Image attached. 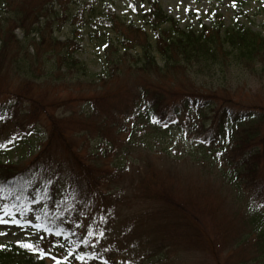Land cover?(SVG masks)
I'll list each match as a JSON object with an SVG mask.
<instances>
[{
    "label": "trees",
    "instance_id": "obj_1",
    "mask_svg": "<svg viewBox=\"0 0 264 264\" xmlns=\"http://www.w3.org/2000/svg\"><path fill=\"white\" fill-rule=\"evenodd\" d=\"M249 1L252 0H235L234 16L227 25L222 16L216 15L209 25L194 30L181 27L179 20L165 13L157 0H140L145 7L144 23L154 32V40L150 41L142 27H137L132 21H122L108 3L96 5L94 1L81 3L77 0H0V66L5 60L9 72L7 78L12 81L26 77L24 84L29 88L40 86L37 85V73L48 77L47 83L55 86L61 83V77L55 71L64 66L75 67L83 74L87 72L86 66L80 65L82 62L74 56L81 48L77 38L85 34L82 29L87 31L89 38L100 29L103 33L109 30L116 32V40L122 47H138L140 52L131 61L125 62L118 57L110 62L116 66L124 62L127 76L119 78L116 86L106 87L107 81L114 77V69L104 71L94 91L95 96L89 99L92 108L86 114V120L96 121L97 130H103L106 120L114 121L115 125V120L121 116L130 123L127 144H132L138 129L163 132L177 123V118L183 114L189 119H196L203 115V108L213 105L209 98L216 96L211 93L193 90L177 93L178 89L172 85V80L163 85L159 78L166 80L171 76L174 80L175 75L187 78L188 70L193 67L198 72L211 70L215 66L221 69L222 65L231 64L246 67L253 75H256L257 66L260 65L259 70L264 72V34L254 31L241 20L243 7ZM70 2L75 6L74 18L81 15L82 23L74 25L71 35L60 41L53 31L62 22L65 23L69 16L65 9ZM257 2H263L261 10L264 14V0ZM84 9L88 10L86 17L82 15ZM15 28L23 32L24 44L13 33ZM105 44L110 45L111 39L106 40ZM46 54L50 60L40 61L39 57L45 59ZM132 79L133 83L129 86ZM131 87L135 88L133 93L126 95L125 91ZM179 94L180 98L177 97ZM13 95L16 96L15 102L6 105L0 123H15L13 114H28L33 118V128L38 122L35 113L39 111L48 114L45 115L49 128L45 145L29 162L0 159V205L7 203L17 208L27 206L32 209L27 213L28 217L31 214L40 216L37 223L61 230L62 235L59 237L41 233L42 241L36 242L45 252L59 254L58 258L67 256L71 250L74 255L68 257L66 264H111V257L116 250L104 253L103 246L111 235L121 245L120 234L108 221L112 223L114 217L109 213L111 217L108 215V219L100 217L85 223L83 216L88 210L93 216L99 215L95 213L98 209L103 210L102 203L107 202L114 192H102L100 186L106 182L104 179L112 178L110 172H120L121 168L116 164L114 167L104 165L106 157L103 151L87 158L72 152L70 137L55 126L57 118L48 111L54 107V101L43 104L39 102L40 98L34 97V106L21 108L17 107V92L14 91ZM121 95L124 99L115 101ZM222 100L230 101L229 98ZM103 105L112 109V118H107V113L103 108L100 109ZM215 112L220 116L212 131L200 129V132L194 131L192 134L200 150H204V154L206 150L205 156L209 163L221 171V177L235 190V200L243 202L244 232L241 241H249V247L253 249V257L248 263L264 264V178L259 176L264 170V107L233 111L229 106L219 105ZM153 118L158 122L154 123ZM53 147L62 148L65 158L56 160L52 154ZM250 188L253 194H244L247 189L251 191ZM161 193L169 198L167 191ZM159 213L162 214V210ZM16 214L20 217L19 212ZM154 215H150V218ZM185 224L190 231L196 232L190 222ZM128 228L134 229L135 226ZM89 232L92 234L89 235ZM157 236L151 235L149 231L143 236L137 235L140 244L131 242L132 250L129 253L133 261L131 263L128 260L126 263L143 264L145 259L155 257L150 264L165 263L163 253L172 245V241L162 235H159L160 238ZM135 238L131 237V240ZM85 240L87 243H83ZM70 242L74 243L70 245ZM0 244L6 246V249H0V264H46L44 257L20 248L17 243ZM59 244L65 251L58 247ZM80 254H86L85 261L75 259V255ZM246 262L241 261L240 264H248Z\"/></svg>",
    "mask_w": 264,
    "mask_h": 264
},
{
    "label": "rangeland",
    "instance_id": "obj_2",
    "mask_svg": "<svg viewBox=\"0 0 264 264\" xmlns=\"http://www.w3.org/2000/svg\"><path fill=\"white\" fill-rule=\"evenodd\" d=\"M77 1L81 3L94 1L96 5L110 4L122 21H132L148 33L150 41L154 40V32L144 23L145 7H141L143 4L140 0H133V4L131 0ZM157 1L165 13L179 20L181 27H190L194 30H199L202 25H209L210 20L216 15L222 16L226 25L234 16L233 0ZM130 3L135 7V11L128 7ZM262 3L252 0L245 4L241 20L254 31L264 34ZM82 6L86 7V4ZM65 10L69 16L65 23L62 22L53 31V35L60 41L71 35L74 25L82 23L81 15L74 18L76 12L74 13L75 6L72 2L68 3ZM82 15L86 17L88 10L84 9ZM82 31L85 34L77 38L81 48L74 56L82 62L80 65L86 66L87 72L83 74L75 67L64 66L61 70L55 71V74L61 77V83L58 85L47 83L48 77H42L38 73L35 74L37 85L40 84L37 87L29 88L24 84L26 77L10 81L7 78L9 74L7 63L5 60L2 61L0 117L5 113L6 105L15 102L14 91L18 95L17 107L34 106V97L40 98L39 102L43 104L54 101V107L48 111L57 118L55 126L70 137L72 152L87 158L93 153L103 151L106 157L104 165L114 167L116 164L121 168L120 172H110L112 178L104 179L106 182L100 186L99 190L102 192H114L110 199L107 198V202L102 203L103 210L98 209L95 213L99 215L96 216L88 210L83 216L85 223L93 222L100 217L107 218L108 215L114 217L112 223L107 219L120 234L121 245H118L111 235L106 238L103 246L104 253L116 250L111 257V264H129L126 263L128 260L132 263L133 258L129 253L132 250L131 242L140 244L137 235L143 236L147 231L151 232V235L157 234L158 238L162 235L172 241L167 250L163 249L166 250L163 253L165 263L158 264H240L241 261L248 263L253 257V249L249 247V241H241L244 232L243 202L235 200V190L221 177V171L209 163L205 156L206 150L205 154L204 150H200L192 133L200 132V129L209 132L213 130L220 116L215 112L219 105L229 106L233 111L264 107V72L259 70L260 65L257 66L256 75L246 67L231 64L222 65L221 69L215 66L211 70L203 69L198 72L194 71L196 68L193 67L188 70L187 78L179 75H175L174 80L171 76L166 80L159 78L163 85L166 81L172 80V85L178 89L177 93H186L187 90L211 93L212 96H216L209 98L213 105L203 108V115L196 119H189L183 114L177 118V123L163 132L138 129L134 133L133 143L127 144L131 128L128 121L119 116L115 120V125L114 121L106 120L107 124L103 130H97L96 121H87L86 114L92 108L89 99L95 96L97 83L101 82L99 79L103 77L105 70L114 69L112 70L114 77L107 81L106 87L116 86L119 78L124 79L127 76L124 62L120 66L110 62L117 60L118 57L125 62L131 61L137 57L140 49L122 47L116 40V32L112 30L103 33L100 29L90 38L85 29ZM13 33L22 44L25 43L23 32L19 28H15ZM108 39H111L110 45L105 44ZM155 55L159 59L156 52ZM44 57L45 59L39 57V60L45 62L50 60L48 54ZM132 83L133 79L128 85ZM134 89L131 87L126 90V95L132 94ZM177 97L180 98L181 95ZM222 98H229L230 101ZM122 99L123 95L115 101L120 102ZM102 108L105 114L107 113V118L113 117L112 109L108 105H103L100 109ZM45 114L39 111L35 113L38 122L33 128H31L33 118L28 114H13L15 123L8 125L0 123V145H3L0 147L1 160L27 163L43 148L49 128L48 114L47 116ZM52 154L56 160L65 158V152L59 147H53ZM259 176L264 178V170ZM163 190L167 191L169 198L161 193ZM249 190L251 191L247 189L244 194H253V189ZM151 195L153 198H149ZM161 210L162 214L159 213ZM153 214L155 215L150 218ZM29 218L37 223L35 215L31 214ZM185 222H190L191 226L196 228V232L190 231ZM131 225L135 228H128ZM123 228L127 230L123 231ZM26 231L32 235H25ZM0 233H5L0 235V243L33 240L36 236L33 229L22 230L10 223H0ZM131 237L136 238L131 240ZM61 246L58 245L65 251ZM48 253L50 256L44 257L45 263L54 264L50 257L58 258L59 254ZM156 258L145 259L143 264H150Z\"/></svg>",
    "mask_w": 264,
    "mask_h": 264
},
{
    "label": "snow or ice",
    "instance_id": "obj_3",
    "mask_svg": "<svg viewBox=\"0 0 264 264\" xmlns=\"http://www.w3.org/2000/svg\"><path fill=\"white\" fill-rule=\"evenodd\" d=\"M233 7H236L235 0H233ZM128 7L132 8L133 11H135V7L130 3ZM143 7V5H141ZM187 11V9H185ZM153 122H158L156 121L155 118H153ZM0 147H3V145H0ZM32 209L28 208L27 206L23 208H17L15 205H9L7 203H4L3 205H0V223H10L16 225L18 228L24 230V229H33L36 233V236L33 240H17L16 243L20 248H24L30 252H33L34 254L40 255L42 258L45 256H50V253L45 252L43 248L40 247V244L37 243L36 241H42L43 237L41 236V233L48 234V235H54L56 237H59L62 235L61 230H53L46 225L42 223H34L32 219H30L27 215V213L31 212ZM17 212H19L20 217L18 218ZM7 217V219H6ZM36 220H40L41 217L37 216L35 218ZM5 233H0V235H4ZM92 233L89 232V235ZM25 235L31 236L32 233L26 231ZM99 235H103V233H100ZM67 239V238H66ZM71 243L74 242H70ZM83 243H87V240L83 241ZM53 246H57V244H53ZM62 247V246H61ZM0 249H6V246L3 244H0ZM73 252L69 250L67 253V256H64L63 258H57L55 256H51V260L54 262V264H66V261L68 257L73 256ZM75 259L79 261H85L86 260V254H80V255H75ZM107 264V262H105Z\"/></svg>",
    "mask_w": 264,
    "mask_h": 264
}]
</instances>
